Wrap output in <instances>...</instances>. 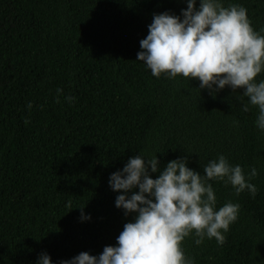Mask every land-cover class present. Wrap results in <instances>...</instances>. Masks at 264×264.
<instances>
[{
	"label": "trees",
	"instance_id": "1",
	"mask_svg": "<svg viewBox=\"0 0 264 264\" xmlns=\"http://www.w3.org/2000/svg\"><path fill=\"white\" fill-rule=\"evenodd\" d=\"M221 2L244 7L264 35V0ZM186 7L179 0H0V264H38L42 253L61 264L116 246L136 214L115 207L123 193L111 190L109 178L139 154L146 163L156 155L161 170L187 157L202 175L220 155L246 176L255 167V197L209 181L217 210L240 205L225 243L205 238L197 246L193 233L182 248L193 264H264L258 109L242 111V89L213 94L198 80L154 77L136 61L153 16H180Z\"/></svg>",
	"mask_w": 264,
	"mask_h": 264
},
{
	"label": "clouds",
	"instance_id": "2",
	"mask_svg": "<svg viewBox=\"0 0 264 264\" xmlns=\"http://www.w3.org/2000/svg\"><path fill=\"white\" fill-rule=\"evenodd\" d=\"M179 2L187 4L180 16L167 12L153 16L136 61H142L154 77L198 80L200 89L213 94L226 86L233 93L242 89V97L248 100L242 111H249V106L258 109L256 126L264 130V81H256L264 72V35L253 29L247 10L238 4L225 7L221 0H199L197 8V0ZM61 93L57 89V96ZM187 163L184 157L161 170L156 155L147 163L141 154L131 157L122 171L110 176L109 187L123 193L116 196L115 207L125 216L136 214L134 221L125 223L116 246H105L98 257L81 252L61 264H193L182 248L193 233L197 246L205 238L223 245V233L237 220L240 205L229 201L217 210L209 181L231 185L237 196L247 190L255 197L257 188L249 181L258 175L257 169L251 168L246 176L224 155L210 161L203 175ZM80 209L82 219H88ZM38 264H51V258L42 253Z\"/></svg>",
	"mask_w": 264,
	"mask_h": 264
}]
</instances>
